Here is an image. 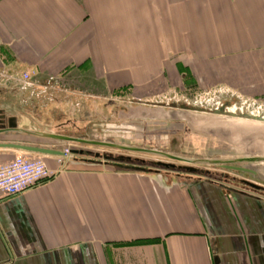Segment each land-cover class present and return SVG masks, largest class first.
<instances>
[{
    "label": "crops",
    "instance_id": "1",
    "mask_svg": "<svg viewBox=\"0 0 264 264\" xmlns=\"http://www.w3.org/2000/svg\"><path fill=\"white\" fill-rule=\"evenodd\" d=\"M24 71L33 84L16 79ZM5 75L21 91L0 105L16 120L0 143L61 152L82 97L106 107L116 90L179 80L264 102V0H0ZM17 154L42 158L52 176L0 194V264H264V166L168 174L126 156L9 148L0 165Z\"/></svg>",
    "mask_w": 264,
    "mask_h": 264
},
{
    "label": "rangeland",
    "instance_id": "2",
    "mask_svg": "<svg viewBox=\"0 0 264 264\" xmlns=\"http://www.w3.org/2000/svg\"><path fill=\"white\" fill-rule=\"evenodd\" d=\"M30 76L32 77L33 73L30 72ZM11 77L13 76H0V105L15 99L16 93L21 91L20 86L15 85ZM84 78L89 79V77ZM166 86L161 87L162 89L151 88L150 90H116L112 93V98L109 99L106 107H104V101H99L100 99H97L93 107L90 99L82 97L79 129L71 125L66 126L62 132L84 140L144 148L196 160H217L232 156L241 158L264 156V124L262 123L153 105L157 102L169 104L172 101H185L189 104L205 102L209 105H217L225 101L233 107L237 102L236 97L224 94L216 88L215 82L207 85L196 82L182 84L178 80L175 90L171 88L172 86L169 89ZM241 104L253 109L256 113L264 112L263 101L253 103L242 100ZM112 125L121 126V130L110 127ZM65 144V149H86L101 155L108 154L113 157V161L116 156H126L131 158L130 161L124 159L128 165L140 164V161H144L142 164L146 170H157L168 174L185 172L157 166L155 163L158 162L172 163L176 166L185 165V163L162 158L149 152L141 153L88 143L65 142ZM247 164H258L260 168L264 166L263 161ZM198 166L222 169L217 165Z\"/></svg>",
    "mask_w": 264,
    "mask_h": 264
},
{
    "label": "water",
    "instance_id": "3",
    "mask_svg": "<svg viewBox=\"0 0 264 264\" xmlns=\"http://www.w3.org/2000/svg\"><path fill=\"white\" fill-rule=\"evenodd\" d=\"M237 102L234 103L233 107L228 105H221L220 108H207L206 103H194V104H189V103H161L157 102L153 105L161 106V107H168V108H173V109H180V110H185V111H191V112H201V113H211L214 115H221V116H226L230 118H237V119H244L248 121H255L258 123L264 124V112H254L253 109L246 107L245 105L241 104L242 100L236 99ZM231 108L233 111H231ZM5 125L7 127H5ZM113 128H116V130L120 131L121 126H110ZM16 129V120L15 117L11 116L5 119L4 114L2 113V110H0V132L3 131H10V130H15ZM58 138H63L67 141L71 142H78V143H88V144H93V145H103V146H109L113 148H119V149H125V150H131L135 152H141V153H152L155 155H158L162 158H167L176 162H183L185 165H175L172 163H165V162H158L155 163L157 166H162L166 169H177V170H183L187 171L189 173L192 172H197V168L191 166L192 164H219L223 169L228 170V171H235V172H248V173H255L254 170L249 169L244 166H237V165H232L233 164H243L246 162H264V156L260 157H249V158H237L233 160H196V159H188V158H182L180 156H174L172 154H168L165 152H160V151H155V150H148L144 148H137V147H128L125 145L121 144H112L108 142H100V141H93V140H84V139H79V138H72V137H62L59 136ZM0 148H9V149H14V150H22V151H31L39 154H53V155H64L63 152L57 151V150H51V149H46V148H39V147H33V146H26V145H21V144H15L11 142H1L0 143ZM70 153L72 154H77V155H86V156H94L96 158L102 157L101 154L99 153H92L90 151H82V150H75V149H70ZM106 158V157H105ZM124 157L122 156H116L114 160H123ZM127 161H130L131 158L125 157ZM143 162V161H142ZM188 164V165H186ZM241 182L244 184H247L251 188L254 189H260V186L257 184L246 180V179H241Z\"/></svg>",
    "mask_w": 264,
    "mask_h": 264
},
{
    "label": "built area",
    "instance_id": "4",
    "mask_svg": "<svg viewBox=\"0 0 264 264\" xmlns=\"http://www.w3.org/2000/svg\"><path fill=\"white\" fill-rule=\"evenodd\" d=\"M21 84H33L30 72H23L16 78ZM70 154L69 149L63 151ZM52 176L42 158H32L17 154L5 164L0 165V194L14 195Z\"/></svg>",
    "mask_w": 264,
    "mask_h": 264
},
{
    "label": "flooded vegetation",
    "instance_id": "5",
    "mask_svg": "<svg viewBox=\"0 0 264 264\" xmlns=\"http://www.w3.org/2000/svg\"><path fill=\"white\" fill-rule=\"evenodd\" d=\"M173 102H176V103H186L185 101H183V102H182V101H181V102L172 101L171 103H173ZM226 103H227V102H225V101L222 102L221 104H217V105H209L208 103H206V107H207V108H213V107H214V108H220L221 105H226ZM227 104L230 105L229 103H227ZM80 150H82V151H89V150H86V149H80ZM90 152H92V153H98V152H94V151H90ZM90 157H91V156H90ZM93 158H94V159H97V158L94 157V156H93ZM141 162H142V161H141ZM143 162H144V161H143ZM176 170H177V169H176ZM178 171H183V170H178ZM243 184H244V183H243ZM244 185H245V186H248L247 184H244ZM248 187H250V186H248ZM250 188H251V187H250Z\"/></svg>",
    "mask_w": 264,
    "mask_h": 264
},
{
    "label": "bare ground",
    "instance_id": "6",
    "mask_svg": "<svg viewBox=\"0 0 264 264\" xmlns=\"http://www.w3.org/2000/svg\"><path fill=\"white\" fill-rule=\"evenodd\" d=\"M231 111H233L232 108H231Z\"/></svg>",
    "mask_w": 264,
    "mask_h": 264
}]
</instances>
